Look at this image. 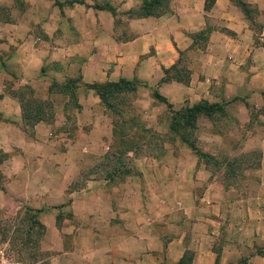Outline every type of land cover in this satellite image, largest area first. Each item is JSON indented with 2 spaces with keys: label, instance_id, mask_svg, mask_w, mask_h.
Returning <instances> with one entry per match:
<instances>
[{
  "label": "crops",
  "instance_id": "1",
  "mask_svg": "<svg viewBox=\"0 0 264 264\" xmlns=\"http://www.w3.org/2000/svg\"><path fill=\"white\" fill-rule=\"evenodd\" d=\"M238 1L253 12L245 15L232 0H213L207 11L204 0H173L168 13L131 20L134 35L124 42L112 38L110 13L88 7L84 25L94 26L93 34L79 32L78 39L46 50L20 43L14 56L1 60L0 153L8 160L4 169L0 164V195L12 200L31 193L32 205L42 207L38 220L47 245L41 249L49 264H264V0ZM206 27L188 82L157 86L178 52L192 45L191 35ZM7 30L0 26V37L10 44ZM48 63L53 67L40 71ZM9 74L15 89L26 84L35 99L50 102V122L24 125L16 94L2 91ZM119 78L137 81V95L155 91L175 109L235 97L225 111L234 106L239 121L254 126L242 136L256 149L253 175L229 185L188 149L164 145L142 162L134 158L135 167L77 185L113 140L110 117L82 85ZM67 79L76 80L73 92L48 91ZM71 98L74 107L66 109ZM67 115L78 132L72 139L63 131ZM85 159L90 162L83 166Z\"/></svg>",
  "mask_w": 264,
  "mask_h": 264
},
{
  "label": "rangeland",
  "instance_id": "2",
  "mask_svg": "<svg viewBox=\"0 0 264 264\" xmlns=\"http://www.w3.org/2000/svg\"><path fill=\"white\" fill-rule=\"evenodd\" d=\"M55 1L59 4H55ZM142 1L132 5L128 0H0V26L7 24L9 30L5 32L6 37L11 33L10 38L13 40V43L8 44L4 35L2 38L0 37V47H2L0 70L4 68L3 59L5 61L7 56L8 58L14 56V51L19 48L17 44L24 43L25 45L22 47L24 49L30 45V48L46 50V48H54L63 45L64 42L78 39L79 32L93 34L94 26L84 25L87 18L83 10L88 7L106 4L113 8L116 16L113 17L110 14L113 18L112 38L118 42L129 40L134 34L128 23L131 20L143 18H132V15L127 13L136 9ZM83 2L87 4L83 5ZM74 23H78V26H74ZM11 26L15 27L11 28ZM77 31L78 33H75ZM198 37L200 39V36ZM199 39H195L187 50L180 53L175 69L183 70L179 75L181 79H185V73L189 72L188 65L193 52L204 48V41ZM50 67L53 65H49V63L42 65L40 71L43 72ZM174 71L169 70L167 77H176ZM9 75L12 80L2 81V91L7 93L18 91L17 88H14L15 78L13 75ZM156 85L160 86L161 84H158L157 81ZM25 86L26 84L20 86L23 87V100L29 101V95L24 93ZM70 89L71 92L74 91V88ZM136 96L139 101L135 100ZM73 100L72 98L69 100L66 109L74 107ZM116 101L114 113L102 106L111 119L113 140L108 143V148L103 156L96 160L95 169L78 178L77 185L89 177H110L115 171L135 167V164L138 165L137 161H144L142 160L143 156L155 155L164 149V145L172 146L176 150L188 149L194 153L181 140L182 137L201 156L205 155L201 157L202 162L211 168L215 176L222 178L229 185L240 186L242 181L249 180L253 175L256 168V149L254 142L243 141L242 136L246 131L254 130V126L250 123L242 124L236 114L237 108L234 106H230L229 112L225 111L227 104L235 101V97L226 103L215 102L221 110L219 112L212 111L209 115H198L192 128L184 127L182 124L184 120L180 116L187 106L182 105L177 109L171 108V106L167 108L164 103L153 98L148 92L144 91L141 95L122 94L117 96ZM120 101L128 103V106L120 104ZM150 116L159 120L158 124L149 125ZM254 116L255 111L250 110L249 118ZM71 120L70 115H67L68 125L63 130L70 139L78 133L73 129ZM171 123L176 124L173 131L169 129ZM210 138L214 140H210ZM76 147L74 148L77 151ZM134 158L137 161H134ZM7 160L6 154L0 153L2 169L5 168L3 164L7 163ZM89 162L88 159H85L81 165H88ZM2 177L0 170V187ZM30 194L25 192L12 200L0 195V264L15 262L49 264L51 261L48 258V252L41 249L47 245L44 226L38 220V214L42 211V207L38 209L32 205L33 198ZM59 208L61 207L56 206L60 216L64 212ZM61 222L60 220V225Z\"/></svg>",
  "mask_w": 264,
  "mask_h": 264
},
{
  "label": "trees",
  "instance_id": "3",
  "mask_svg": "<svg viewBox=\"0 0 264 264\" xmlns=\"http://www.w3.org/2000/svg\"><path fill=\"white\" fill-rule=\"evenodd\" d=\"M213 0H204L203 9L204 11H207L210 9L212 5ZM234 3L242 10V12L245 15H250L253 11L250 9L247 5L244 3H241L238 0H232ZM171 0H143L142 3L136 8L131 11H129L127 14L132 15V18H146V17H159L162 14L169 11V5ZM55 4H59L57 1H55ZM70 4V3H69ZM94 10H105L108 11L113 17L116 16V12L113 8L106 4H101L98 7H91ZM252 16V15H251ZM115 22V21H114ZM209 29H204L200 31L199 33L193 35L191 37L192 43L195 41V39H199L198 36H200L199 40L205 41L206 35L208 33ZM181 52H178V58L176 63H174L169 69L164 70V76L158 80V84H163L169 81H175L178 83L186 84L188 82V76L189 72L185 73V79L179 78V75L182 74V71L180 68L175 69L176 64H178L179 56ZM169 70H175L174 74L176 77L174 78H168L167 73ZM76 80L74 79H67L64 84L58 87L57 84H52L48 91H51L54 86L55 88H62L64 91L71 93L72 85L75 83ZM139 83L135 80L127 81L123 78H119L115 82H104V83H92L88 85H82L84 88L92 90L94 94L99 99V102L105 109H109L111 113H114V104L116 101L117 96H120L122 94H133L136 91L137 86ZM24 93L29 95V101L23 100V87H18V91H14L13 94H16V98L19 102V107L21 110V119L24 125H27L28 127L32 126L33 124L39 122V121H46L50 122L53 113L51 109V104L48 100H37L33 97V91L29 86L24 87ZM20 90V91H19ZM152 97L161 101L166 105L167 108H170V104L167 103L166 99L160 96L157 92H152ZM114 102V103H112ZM121 102V101H120ZM120 104H126L128 106V103H120ZM217 110L218 112L219 107L215 103L208 104L204 101L197 103L195 105H192L191 107H187L184 109L181 113V119H183V126L186 128H192L193 123L196 119V117L200 114L203 115H209L212 111ZM174 113V112H173ZM172 124V123H171ZM170 124L169 129L175 130L174 127L176 126L175 123L172 125ZM181 140L188 146L190 149L195 153L196 156L201 158L205 155H202L198 153V151L189 143L186 142V140L182 137ZM2 190V189H0Z\"/></svg>",
  "mask_w": 264,
  "mask_h": 264
},
{
  "label": "built area",
  "instance_id": "4",
  "mask_svg": "<svg viewBox=\"0 0 264 264\" xmlns=\"http://www.w3.org/2000/svg\"><path fill=\"white\" fill-rule=\"evenodd\" d=\"M12 264H21V263H17V262H15V263H12Z\"/></svg>",
  "mask_w": 264,
  "mask_h": 264
}]
</instances>
